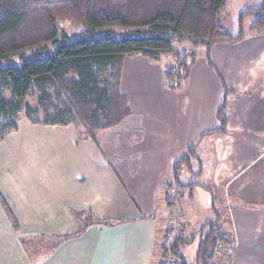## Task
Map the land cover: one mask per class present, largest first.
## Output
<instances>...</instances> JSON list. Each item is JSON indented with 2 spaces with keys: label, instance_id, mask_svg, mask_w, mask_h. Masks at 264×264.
I'll return each instance as SVG.
<instances>
[{
  "label": "crops",
  "instance_id": "crops-1",
  "mask_svg": "<svg viewBox=\"0 0 264 264\" xmlns=\"http://www.w3.org/2000/svg\"><path fill=\"white\" fill-rule=\"evenodd\" d=\"M263 3L254 0L259 7ZM252 6L243 11L256 9ZM238 26L243 31L242 20ZM210 60L218 75L206 59H194L179 87L166 83L164 72L173 63L167 58L161 56L156 63L136 56L124 60L120 89L145 130L136 146L124 138L100 148L90 140L75 146L72 125L51 126L61 142L52 146L57 155L42 163L52 170L26 172L18 181L23 189L13 193L3 194L0 186V200L19 229H12L0 201V264H153L158 230L176 213L183 217L187 236L216 218L222 230L232 228L230 264H264V34L249 29L236 44L215 45ZM138 62L142 73L136 76L132 66ZM223 86L230 92L227 126L225 134H218L214 130ZM190 146H195L201 174L193 177L183 169L180 181L196 185L190 195L185 191L167 207L163 182L171 180L172 165ZM207 150L209 165L204 161ZM131 155L140 158L134 175L129 170ZM117 159L115 168L111 161ZM205 170L210 187L201 184ZM85 210L111 225H91L38 258L26 254L19 236L73 235L80 225L71 212ZM194 243L197 247V240ZM188 247L180 248L187 262Z\"/></svg>",
  "mask_w": 264,
  "mask_h": 264
},
{
  "label": "trees",
  "instance_id": "trees-1",
  "mask_svg": "<svg viewBox=\"0 0 264 264\" xmlns=\"http://www.w3.org/2000/svg\"><path fill=\"white\" fill-rule=\"evenodd\" d=\"M227 0H0V140L17 129L22 114L30 123L42 126L72 125L77 140H91L97 148L105 143H117L124 138L128 145L141 143L145 130L140 115L130 110L127 96L122 93L124 60L141 56L151 62L170 55L173 63L164 72L168 85L179 87L189 76L194 60L191 54L173 48L175 42L204 47L209 67L210 50L218 44H236L244 38L227 32L218 22ZM264 3L240 15H255L250 32L264 34ZM58 20H71L81 24L84 31L67 35ZM30 52L29 54H27ZM174 82L172 85L171 82ZM218 109V128L214 133L225 134L226 96ZM35 99L34 106L27 98ZM195 146H190L172 165L171 180H164L161 194L167 207L174 203L168 190L175 186L179 197L195 187L184 184L180 173L190 175ZM140 158L131 155L129 170L136 174ZM14 231L18 224L2 202ZM79 223L73 235L58 238L34 236L49 242L48 254L66 239L79 236L91 225H111L107 220L94 217L88 210L71 212ZM179 234L169 245H155L153 264L171 256L174 264H230L235 249L232 228L222 230L219 219L204 222L188 236ZM20 239L22 236H19ZM21 244L26 248L23 240ZM197 240L192 263L185 260L180 248ZM217 244L221 251L216 255ZM43 249V246H42ZM217 257V258H216ZM219 258V259H218ZM35 259V258H33ZM216 261L214 262V260ZM219 261V262H218Z\"/></svg>",
  "mask_w": 264,
  "mask_h": 264
},
{
  "label": "rangeland",
  "instance_id": "rangeland-1",
  "mask_svg": "<svg viewBox=\"0 0 264 264\" xmlns=\"http://www.w3.org/2000/svg\"><path fill=\"white\" fill-rule=\"evenodd\" d=\"M252 5H256L255 7L258 8L260 4H254V0H227L225 7L220 13L218 22L223 26V28L227 32H229L235 37L239 34L238 23H239L241 13L246 7H253ZM253 19H254V16L250 14H245L242 18V23H243L242 29H243V33L245 36L249 32ZM57 24L59 28L69 36L73 34L77 35L84 31V28L81 24L71 21V20H58ZM173 48L181 53H185V54L192 53L191 54L192 57L196 60L206 59V51L204 47H193L187 42L185 43L175 42L173 44ZM29 53L30 52H28L27 54ZM136 57L143 58L141 56H136ZM162 57L167 58V60H170L171 62L173 61L170 55H163ZM139 66H141V63L139 62L134 63V65L132 66L134 67L132 70L134 71V74L136 76H139L142 73V67H139ZM210 70L213 72L214 75L217 74L216 70L213 67L212 68L210 67ZM222 73H223V70H222ZM154 91H155V88H154ZM138 93H141V89L138 90ZM247 98H250V97H247ZM130 99L133 101L134 98L130 97ZM27 102L30 105L34 106L35 99L32 97H28ZM17 124H18V127L16 131L11 132L10 134L6 135L2 140H0V186L3 189V194L7 192L13 193L17 191L19 188H21L23 184L22 183L19 184L18 182L20 181L19 177L22 179L26 174H28L26 172H30V171L38 170V169L39 170H52V169L45 168L42 161H48L49 159L56 156L57 154L52 149V146L57 144L58 142H61V140L57 141L55 139L56 136L54 132L50 131L51 126H42V125L32 124L22 114L19 115L17 119ZM73 132H74V145L79 146L85 140H77L75 138L74 128H73ZM105 153L108 155L106 151ZM195 154H196V151H195ZM205 156L206 157H204V161L207 165H209V163L211 162V158L209 157V150L205 151ZM197 161L199 160L197 159ZM111 163L115 168H118L120 160L118 159L112 160ZM196 164H197L196 158L195 159L193 158L192 165H193V171L195 170L194 171L195 174L198 171L197 170L198 164L197 165ZM206 172L207 171L205 170L203 179L202 177L200 179L202 181L201 184L207 187H210L209 181L205 180L206 174H207ZM200 174L201 172L199 174L197 173L196 175H193V177H199ZM7 175L10 177H6ZM28 178L29 177H27L26 179ZM25 184L27 186L29 185L34 186V183H25ZM171 188L175 189V186H172ZM194 196L196 198V201H198L196 191H194ZM184 201L186 200L184 199ZM177 202H178V198H176V203ZM3 209H4L3 210L4 213H6V218L10 226L12 227L11 220L7 212L5 211L4 207ZM183 221L184 220H182V222ZM164 230H165V226L161 229V231L158 230V235H157V240H156V245L158 247L160 245L161 246L167 245L168 233ZM185 234H186L185 236H187L186 232ZM38 236L39 235H37V237ZM63 236L65 235L58 234V238L63 237ZM22 238H24L23 240L26 243V248L21 244V242L20 244L22 248L25 250L26 254H28L30 258H34V255H36L35 258H38L41 255L45 254L50 248L49 242L53 240V239H50V240L44 239L45 241L42 244L43 249L39 250L40 242L38 238H35L33 236H26V235H23ZM22 238L20 239V237H18L19 241H21ZM196 248L197 247L195 243L189 245V247L187 248L186 259L188 260L189 263L193 262ZM36 249H38V251H36ZM158 261L160 260L158 259L156 264H158ZM215 261L216 259L214 260V262Z\"/></svg>",
  "mask_w": 264,
  "mask_h": 264
},
{
  "label": "built area",
  "instance_id": "built-area-1",
  "mask_svg": "<svg viewBox=\"0 0 264 264\" xmlns=\"http://www.w3.org/2000/svg\"><path fill=\"white\" fill-rule=\"evenodd\" d=\"M172 85H174V82H171ZM168 196L170 198V200L173 203H176V198H178L176 191L174 188H170L168 190ZM183 217L181 216V214H174L171 218H169V220L166 222V226H165V230L168 233V242L167 245H169L173 238L175 237V235L179 234L181 228H182V222ZM221 251V245L217 244V247L215 249V254L218 255V253ZM174 259L171 256H167L164 259H162L161 264H174Z\"/></svg>",
  "mask_w": 264,
  "mask_h": 264
}]
</instances>
